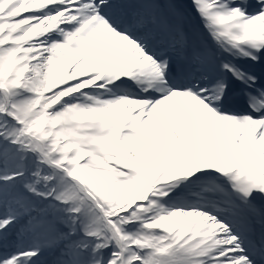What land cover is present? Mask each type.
Returning a JSON list of instances; mask_svg holds the SVG:
<instances>
[{
	"label": "snow or ice",
	"instance_id": "1",
	"mask_svg": "<svg viewBox=\"0 0 264 264\" xmlns=\"http://www.w3.org/2000/svg\"><path fill=\"white\" fill-rule=\"evenodd\" d=\"M0 264H264V0H0Z\"/></svg>",
	"mask_w": 264,
	"mask_h": 264
}]
</instances>
